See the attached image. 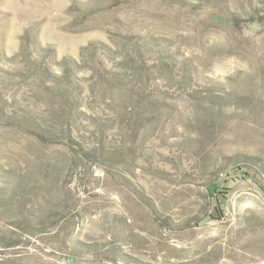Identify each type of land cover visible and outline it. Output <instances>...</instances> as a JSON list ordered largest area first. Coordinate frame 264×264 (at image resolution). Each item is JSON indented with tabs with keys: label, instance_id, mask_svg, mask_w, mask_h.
I'll use <instances>...</instances> for the list:
<instances>
[{
	"label": "rangeland",
	"instance_id": "rangeland-1",
	"mask_svg": "<svg viewBox=\"0 0 264 264\" xmlns=\"http://www.w3.org/2000/svg\"><path fill=\"white\" fill-rule=\"evenodd\" d=\"M0 264H264V0H0Z\"/></svg>",
	"mask_w": 264,
	"mask_h": 264
}]
</instances>
